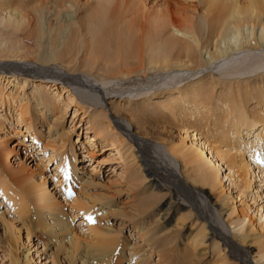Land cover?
<instances>
[{"label":"bare ground","instance_id":"obj_1","mask_svg":"<svg viewBox=\"0 0 264 264\" xmlns=\"http://www.w3.org/2000/svg\"><path fill=\"white\" fill-rule=\"evenodd\" d=\"M152 1L157 2L149 18L157 15L163 28L149 27L143 16L144 7L147 5L142 0H96L93 2L90 0H1L0 24L3 27L0 33L7 34L6 39L0 37V52L4 53L3 58L13 62H30V65L41 61L58 65L69 73L79 75L76 80L70 81L55 71L48 73L30 66L20 69L18 68L21 67L20 64L14 66L8 64V68H4L0 64V108L8 107L9 115L16 111L17 124L25 126V131L30 135L33 145L41 144L45 150L49 146L53 149L47 162L51 161L54 155L56 156L55 152L59 149L60 152H66L63 149L69 142L70 130L65 129L62 115L72 104L77 106L74 115L81 112L89 117L85 129L92 134L86 135V143L96 145L99 141H105L111 144V147L114 143L108 140L114 138L116 125L113 124L114 119H108V111L103 103L107 93H115L117 97L130 96V93L138 98L149 95V98L139 102H135L136 98L127 99L126 104L123 105V100L116 101L117 98L115 99L114 95V100L109 101V105L113 104L115 116L121 118L127 115L131 123L135 122L137 127L143 129L142 127L150 122L160 121L161 116L174 114L178 105L188 98L200 97L195 104V109L191 110V117L197 114L195 118L197 123L212 119L208 113L214 111L213 107L206 105L204 100L212 99L208 76L203 74L194 86L184 88L182 87L185 84L178 86L181 81L193 78L194 70L226 68L229 74H255L253 76L257 81L250 86L251 89H264V72L262 71L264 69V0ZM136 3L141 4L138 6ZM67 7L71 9L68 15H64L60 21L55 22L57 20H53L54 14L51 15L54 8L67 9ZM186 12L194 13L196 18L193 20L186 18ZM182 36L186 39L182 40L180 38ZM187 67H192L193 71L184 79L175 81L177 84L175 89H170L163 98L152 101L151 88L167 82L166 77L161 75L163 70L179 72ZM24 69L29 72H23ZM147 72L152 73L148 75ZM54 73L55 75H52ZM91 76H95L99 82L92 80ZM134 77H141V81L131 85L124 83L129 86L127 88L121 87L122 84L116 85L117 88L111 85ZM226 87L227 95L230 96L226 100L228 110L229 106L231 109L236 106V95H242L239 91L244 90V87L240 83L234 88H231L230 84ZM250 87L246 90L249 91ZM98 90L103 94H99ZM92 93L101 100H98L101 110H91L92 105H96L89 99ZM66 94L67 98L64 97ZM200 105L205 107L204 110H201ZM150 106L155 110L151 113L152 115H147L146 109ZM230 113L224 112L221 118L228 117ZM38 114L43 119L41 124H47L49 128L48 137H52L53 140L45 141V135L37 125L40 123ZM244 116L245 113H239L236 119L239 120ZM1 118L0 114V120ZM218 118L220 117L215 116L214 120ZM254 118V124L251 125L243 126V124L234 123V129L239 131L238 133L247 130V136H251L255 128L259 129L257 133H253V141H247L246 147L239 149L234 147L232 140H228L230 148L227 151L222 149L223 146L220 143L217 144L214 158H211L210 162L213 166L202 163L207 145L200 143L198 145L200 148L195 153L184 155L183 148L178 149L173 141L157 135L158 140L182 163L184 170L182 175L190 189L187 202L184 193L177 192L165 184L168 177L164 173L168 175L170 173L172 177H175V173H171V167L150 161L144 156L146 148L152 144L138 140L139 135H137V138H133L131 142L133 144H128L125 150L123 143L126 138L123 133H130L129 129L122 121L115 122L121 127H119L121 131L117 132L118 141L121 139V143L116 148L118 154L130 157L134 152L126 169L131 172L129 183L134 191L130 211L119 209L116 213L112 210V207L116 206L113 197L88 193L86 190L82 192L86 199L78 197L73 199V203L75 205L76 202L78 209L85 211V216L86 210L89 209L82 208V205L86 204L89 207L88 205L91 204L93 207L100 203L99 208H103L102 213H105V218L106 215L109 217L115 214L123 220H129L128 225L132 230H136L137 237L143 242L141 245H136L128 239L124 243L118 236L108 237V234L116 232V229L101 223L90 228L94 238L84 239L72 225L69 214L61 208V201L57 199L58 195L47 185V176L39 167L33 168L28 166L27 162L13 159L15 156L19 157L20 149L11 148L0 138V200L9 202L23 218L24 223V226H19L20 224L17 225L13 221L9 222L6 216H0L3 225L0 252L7 258L6 264L42 262L41 255H35L34 252L31 254L30 249L23 255L19 252L20 245L25 244L22 243L23 238H21L23 230L27 241L31 239L30 236L37 235L38 242L35 245L39 247L43 242L41 248L44 251L55 247L54 253H51L53 264H62L58 259L59 254L63 255V259L68 264H123L126 261L127 264H204L202 258L206 252H203L205 249L200 250L202 252L197 251L201 242L196 238L204 239L207 234L204 233L201 238L194 236L190 244L186 241L187 238L178 233L179 222L191 216L201 219V231L207 230L211 233L214 247L220 246L216 238L229 243L225 249L231 247L229 256L219 247V258L210 260H213V264H249L247 257L245 258L246 254L243 253L245 242L241 240L235 245L236 248H233L228 237L216 228L215 221L209 222V216L204 211H200L198 204L204 205L205 208L206 205L216 207L218 200L216 202L212 200V195H206L203 187L205 185L216 187L218 170L220 169V173L223 167L229 171L228 178L242 177L238 185L242 192L244 191L242 187L244 189L251 187L250 179L264 175V158H261L264 148V142H262L264 115L254 114ZM112 124L115 126L113 127ZM3 125L4 122L0 121L1 128ZM216 126V130L220 129V133L222 132L220 138H228L229 130L225 129L220 119L217 120ZM140 137L143 140L147 139ZM253 144H256V147L258 145L263 147L261 150H255L251 158H248L245 152L251 149ZM136 147L137 152H135ZM160 155L166 162L176 164L174 159L172 161V157L165 156L163 153ZM86 158L88 164H92L91 157ZM71 160L74 167L76 159ZM63 162L62 159L56 168L60 170L64 179L67 178L65 172L68 175L71 172L73 175L71 178H74L75 183H79L78 180L81 178L84 181V178L79 175V167L72 169L70 163L69 168L68 164ZM198 162L201 164L196 165L195 163ZM100 163L101 161L96 162L97 166L94 165L93 168L96 169ZM252 168L258 173L253 174ZM64 179L58 182L62 183ZM177 179L176 177V181ZM191 181L193 184H190ZM88 182L92 183V181ZM80 183L75 185L79 186ZM84 183L87 182H83L82 188L85 187ZM163 190L167 192V196L160 198ZM197 196L198 200H196ZM138 197L139 201L136 202ZM218 207L222 211L227 209L228 203L223 202ZM132 211H134L133 214H130ZM174 215L177 217L175 220ZM238 215H241L239 217L243 221L249 220V230L252 228L258 232L261 239L258 254H264L262 232L264 226L260 223L255 225L254 219L246 213V209H240ZM179 217H181L180 220ZM4 241H6V247L2 246ZM47 251L43 254H47ZM249 251L246 253L248 254ZM152 254H157L159 263L153 260ZM147 255L149 257H146Z\"/></svg>","mask_w":264,"mask_h":264},{"label":"rangeland","instance_id":"obj_2","mask_svg":"<svg viewBox=\"0 0 264 264\" xmlns=\"http://www.w3.org/2000/svg\"><path fill=\"white\" fill-rule=\"evenodd\" d=\"M91 2L96 0H90ZM147 6L144 7L145 14L143 15L146 23L149 25V27L152 28H163L164 26L161 25L160 20L157 18V15H154L153 18H149V15H151L153 6H156L157 1L152 0H142ZM1 2V0H0ZM138 6L141 3H136ZM146 8V9H145ZM71 9L67 7V9H60V8H54V11H52L51 15H53V20H57L55 22H58L61 20V18L64 15H68V12H70ZM186 18L193 20L195 17L194 13H187L185 14ZM47 25V20L45 21ZM3 25L0 24V29H2ZM4 31V30H3ZM2 32V31H1ZM0 37H4L6 39L7 34L2 35L0 33ZM182 40H185V37H180ZM2 52H0V64L4 68H8V64L10 66L19 65L21 67H18L20 69L24 67H34L36 70H43L48 73L50 72H56L58 74H62V77L68 78L70 81L76 80L77 76L74 73H69L65 68L59 67L58 65H50L48 63L44 62H34L30 65V62H23V61H8L7 58H3ZM5 56V55H4ZM22 63V64H21ZM193 68H185L182 69L179 72H173L172 70L166 71L163 70L161 75L166 77L167 82L153 86L150 91H153V95L150 97L152 101H157L159 98H163L168 92H170V89H175V81L177 82L179 79L182 80L185 78V76H188L189 73H191ZM59 72H58V71ZM193 78L188 79L186 81H181L178 86H194L197 84V82L201 79L202 75L205 74V76L209 77L210 84V97L212 99L205 98V104L208 106L213 107V112L208 113L209 116H212V119L210 121L203 120L201 123H197L195 121V118L197 117V114H194L195 116L191 117V110L195 109V104L198 103L200 100V97L197 98H188L184 101V103H181L178 105L177 110L172 115H164L161 116V120L158 122H150L149 124L142 127L143 129H140L137 127V124L135 122L131 123L127 117V115H124V117H117L113 114L112 106L113 104L109 105V101L114 100L117 98L116 101H122V105L126 104L125 101L127 99H135V102H139L140 100L144 98H149V95H143L141 98H138L137 96L133 97L132 93L129 95H122L115 96V93L106 94V99L104 98L103 103L106 107V110L108 111V119H114L113 125L115 126V133H113L114 138L108 140L109 142H113V146L110 147L111 144H107L105 141H99L96 143V145H91L86 143V135L92 134L91 132H87L86 122L88 120V115H84L81 112H77L74 115V110L77 106L75 104L70 105L67 111L65 110L64 115H62V123H64V127L66 130H70V138L69 142L66 145L65 149L63 151L66 152H60V149L55 152L56 156L54 155V158L51 159V161L47 162L48 156L51 155L52 148L49 146L46 150L43 149V145L41 144H35L33 145V141L28 133L25 131V126L18 123V114H15L14 112H11L9 115L8 107L5 109L4 107L0 108V114L2 115L1 122H4L3 127H0V138L3 139L5 143H8L11 148L20 149L19 157L15 156L13 159L16 160H22L24 163H26L28 166L35 168L36 166L39 167L41 172L44 173V175L47 176V185L49 186L50 190L54 191L55 194H57V199L62 205V209L67 212L72 219V225L78 230V233L82 235L84 239L88 238V240H91L94 238V235L90 231L92 227H95L97 224L101 223L104 226H112L114 229H116V232H112L108 234V237H115L118 236L119 239H121L124 243L128 239L129 241L135 243L136 245H141L143 242L141 239L137 237L136 230H132V228L128 225L130 224L129 220H123L117 215L113 216H107L106 218L104 216V212L102 213L103 208L100 207V203L96 204L95 206L91 207V204L88 205L89 207L85 205H82L79 203V205H82V208H88L89 210H86V216L85 211L78 209V205L75 202V205L73 203V199H77L78 197L82 198L83 193L85 190L92 194H98V195H104L105 197H113L114 202L116 203V206L112 207V210H114L116 213H118L119 209L126 210V212L130 211V208L132 206V196H134V191L132 190L130 183L131 178H129V174L131 175V172L129 170L126 171L128 168L129 162L132 159V153L130 157L127 155L122 156L120 153L117 152V147L121 143V139L118 141L117 132L121 131L120 126L117 125L115 122H120L125 124V127L129 129L130 133H123L125 134L126 141L123 143V146H125V150L128 148V144L132 145L131 142H133V138H137V135L139 137L138 140L142 142H146L148 144H152L151 146H148L146 149L144 156L146 159L150 161H156L159 164L169 165L171 168V173H175V177H172V174L164 173L168 179H166V183L168 184L170 188L176 190L177 192L184 193V196L186 197V202L189 200L190 195V189L186 185V180L184 179L183 173V167L182 163L177 160L174 155H172L168 149L162 144L161 141L158 140V137H163L166 140L173 141L174 145L179 149H184V155L195 153L198 147V145L205 144L206 150H204L205 158H203L204 161H202L203 165L208 164L209 166H213L210 164L211 158H214L215 155V147L217 144H221L223 147L222 149L224 151L229 150L230 145L228 144V140H232L234 142V147H238L239 149H244L246 147V142L253 141L254 137L252 136L254 132H258L256 128L251 133V136L246 135L247 130H243V132L240 131L238 133L234 129V123H239L240 125H251L254 124L255 118L254 114H261L264 115V89L263 90H255V88H252L250 86L257 81L255 78V74L250 73H244V74H229V72L226 71V68L221 69L217 68L216 70H212L210 68H206L205 70L198 69L197 71L194 70ZM264 72V69L262 70ZM260 71V72H262ZM23 72H29V70H23ZM152 72H147V74H151ZM52 75H55L52 74ZM92 80L98 81L95 76H91ZM133 79V80H132ZM132 80V81H131ZM139 81H141V77H134L131 78L128 81H118L115 83H112L115 88H117L116 85L122 86L123 88H127L126 84H136ZM99 82V81H98ZM126 83V84H124ZM238 83L244 87V90L239 91L242 93V95L237 94V100H236V106L231 109L229 106L228 110L226 108L227 106V99L230 97L228 94V88L226 87L227 84L231 85V88L237 87ZM250 87V90L247 91L246 88ZM126 91V90H122ZM99 94H103L102 91L98 90ZM126 93V92H125ZM96 94V93H94ZM118 94V93H117ZM127 94V93H126ZM77 95V94H76ZM114 95V97H113ZM119 95V94H118ZM78 96V95H77ZM76 96V97H77ZM112 96V98H111ZM67 98V94L64 96ZM96 98V99H95ZM124 98V99H123ZM89 99L93 101L96 105H92V109H100V104L98 96L90 95ZM99 100V101H98ZM117 104V102H114ZM201 110H204L205 107L203 105H200ZM99 110V111H100ZM155 109L153 107H148L146 109V114L153 113ZM196 110H194L195 112ZM231 112L228 117H222V114L224 112ZM35 114V111H33ZM32 112V114H33ZM203 112V111H202ZM104 113V112H99ZM204 113V112H203ZM245 113V116L240 118L239 120L236 119V116L239 114ZM37 114V113H36ZM193 114V112H192ZM4 115V116H3ZM16 115V116H15ZM107 115V114H104ZM152 115V114H151ZM38 119L40 121L39 124V130L43 133L44 139L47 142L53 140L52 137L49 136L48 132V126L47 124H41L43 119L40 117L41 115L38 114ZM218 116L217 120L220 119L221 122L224 123L225 129H228V138H220L221 133L220 129H217L216 122L217 120H214V117ZM83 118V119H82ZM116 119V120H115ZM120 127V128H119ZM138 128V129H137ZM5 129V130H4ZM138 130V131H137ZM225 130V131H228ZM13 132V133H12ZM87 133V134H86ZM136 133V135H135ZM6 134V135H5ZM111 134V133H110ZM142 137H146L147 139L143 140ZM79 138V140H78ZM249 139V140H248ZM9 140V141H8ZM11 140V141H10ZM220 140V142H219ZM262 142H264V138H262ZM18 143V144H17ZM228 145V146H226ZM256 144H253L251 146V149H247L245 152L246 156L248 158H251L252 153L255 150H261V148L264 146L256 147ZM35 146V147H34ZM137 146V145H136ZM56 148L58 146H55ZM29 148V149H28ZM212 148V149H211ZM15 149V150H16ZM51 149V150H49ZM138 148L136 147L135 152H137ZM44 151V152H43ZM43 152V153H42ZM128 152H130L128 150ZM211 154H208L210 153ZM46 153V154H45ZM48 153V154H47ZM163 153L165 156L172 157V161L175 160L176 164H170L169 162H166L162 156L160 155ZM263 155L261 158H264V148L262 151ZM60 154V156L58 155ZM62 154V155H61ZM68 156H67V155ZM58 155V156H57ZM63 155H66L64 157H61ZM22 156V157H21ZM69 157V158H68ZM86 157H91L92 164H88L86 161ZM40 158V159H39ZM76 159V164L73 167V163L71 159ZM161 158L162 160H160ZM261 158L259 160H261ZM63 159V161L66 163V165L69 167H72V169L78 168L79 175L84 178V181L82 178L79 181H81L80 185L77 186L79 183L74 182L73 175L71 172L69 175H67V178L64 179V176L60 173V170H58L57 165L60 164V161ZM67 159V160H66ZM174 159V160H173ZM101 161L99 166L94 169V165H96V162ZM258 161V160H257ZM63 162V164H64ZM29 163V164H28ZM39 163V164H38ZM262 163V162H260ZM41 164V165H40ZM61 165L63 168L65 166ZM201 164V163H195ZM78 165V166H77ZM47 166V167H46ZM97 166V165H96ZM190 167V166H189ZM216 168L218 166H215ZM70 168V167H69ZM220 170V169H219ZM218 170V184H216V187H210L208 185H205L203 188L206 191V195H212V200L216 201L218 200V203H216V207H210V205H206V208L202 204H198L200 211H204L206 215L209 216V222L214 223L216 228L220 230L221 232H224V235L228 237V241L230 242V245L233 248H236L235 245L239 244V241H244L243 248L245 249V258L247 259L249 264H264V254H258L259 252V235L258 232L255 229H250L248 226V219L243 221V219L238 215L240 209H246V213H248L255 221V225H258L259 223L264 226V175L256 176L254 179H250L251 187L249 189H242L243 192L238 188L239 182L242 181V177L238 178L235 177L234 179H230L227 177L229 174V171L226 169V167H223L222 170L219 173ZM253 174H257L258 172L254 170ZM128 173V174H127ZM93 175V176H92ZM176 177L178 178L176 181ZM62 183L58 182L59 180H63ZM84 183L83 186V182ZM88 181H92V183L89 184ZM168 181H171L170 183ZM175 182V183H174ZM182 182V183H181ZM172 183V184H171ZM77 184V185H75ZM174 184V185H173ZM189 184V183H188ZM190 184H193L192 181ZM199 186H203L201 184H198ZM81 186V187H80ZM176 188H173L175 187ZM57 192V193H56ZM69 192L72 193V195H69ZM78 195V196H77ZM167 192L163 190L162 197H166ZM237 197V198H236ZM86 199L85 197H83ZM198 200V196L196 197ZM214 198V199H213ZM70 202H68V201ZM72 200V201H70ZM85 201V200H84ZM139 201V197L136 199V202ZM64 204H63V203ZM68 202V203H67ZM226 202L228 203L227 209H224L221 211L220 205L221 203ZM190 205V202L188 203ZM65 206V207H64ZM76 206V207H73ZM117 208V209H116ZM78 210V211H77ZM82 211V212H81ZM84 211V212H83ZM221 211V212H220ZM134 211L130 212V214H133ZM3 213V214H2ZM122 215L124 214L121 210ZM0 216L4 215V217L10 222L13 221L19 226H24L23 218L20 217V215L17 213V211L4 199L0 200ZM73 218H72V216ZM90 215V216H89ZM92 215V216H91ZM89 217H92L91 220ZM177 217L174 215L173 219L175 220ZM21 221H20V220ZM130 219V218H129ZM179 220L181 217L178 218ZM131 220V219H130ZM202 222L201 219H197L194 216L189 217L188 219L179 222L178 225V233L179 235L184 236L188 240H186L188 243L192 244L191 239L194 236H198L201 238V235L206 233L204 239H197V241L201 242V246L197 247L198 252H202L200 250H203L205 253V256H203L202 261L204 264H213L212 261H210L212 258L218 259L219 258V247L223 249V252L229 256L231 254V247L226 248L225 247L229 243H225L221 239L216 238L217 242L220 244V246L214 247L215 243L211 238V233H208L207 230L205 232L202 230ZM2 222L0 220V240L2 239L3 229H2ZM264 234V231H262ZM22 243L24 242V245H20L19 252L21 254H26V250L30 249V252H34L35 255L40 254L42 262L38 264H53L52 262V256L51 253H54V248L49 249L48 251L41 246L42 243L37 247L35 244L38 242L37 235H32L29 238H31L29 241L26 238L25 231L22 232ZM201 233V234H200ZM258 236V238H256ZM45 239V238H43ZM21 243V244H22ZM225 243V244H224ZM3 247H6V241L2 243ZM249 248V249H248ZM1 249V247H0ZM243 249V250H244ZM39 250V251H38ZM250 250V251H249ZM47 251V254H43ZM246 251H249L247 254ZM39 252V253H36ZM62 257V258H60ZM146 257H149L147 255ZM151 257L153 258L156 263H159L157 260V254H152ZM58 259L62 264H68L63 259V255L59 254ZM63 259V260H62ZM9 261V260H8ZM7 258L3 256V253L0 252V264H6ZM127 264V261L124 262ZM123 263V264H124ZM161 264V263H159Z\"/></svg>","mask_w":264,"mask_h":264},{"label":"snow or ice","instance_id":"obj_3","mask_svg":"<svg viewBox=\"0 0 264 264\" xmlns=\"http://www.w3.org/2000/svg\"><path fill=\"white\" fill-rule=\"evenodd\" d=\"M65 175L67 176V175H68V173H67V172H65ZM69 195L71 196V195H72V193H71V192H69ZM89 219L91 220V217H89Z\"/></svg>","mask_w":264,"mask_h":264}]
</instances>
